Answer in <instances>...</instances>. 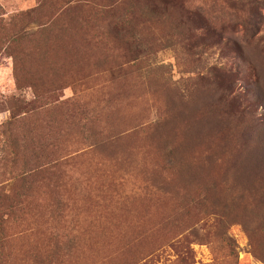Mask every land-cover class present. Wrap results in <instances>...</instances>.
Wrapping results in <instances>:
<instances>
[{"label":"rangeland","instance_id":"rangeland-1","mask_svg":"<svg viewBox=\"0 0 264 264\" xmlns=\"http://www.w3.org/2000/svg\"><path fill=\"white\" fill-rule=\"evenodd\" d=\"M15 106L0 264H264V0H0Z\"/></svg>","mask_w":264,"mask_h":264},{"label":"trees","instance_id":"trees-1","mask_svg":"<svg viewBox=\"0 0 264 264\" xmlns=\"http://www.w3.org/2000/svg\"><path fill=\"white\" fill-rule=\"evenodd\" d=\"M28 104H24V106L22 107L23 110H27V111H23L22 114H28L29 111H34L35 109H28ZM9 112H10V116H9V119L6 121V123H3L1 126H0V130H1V133L2 134H9L8 137L9 139L12 140L11 144H12V147H14V151H15V155L14 156H17L18 155V139L13 137L12 139V132H11V129L13 127V125L15 124L16 122V119L19 118L18 116L22 115V114H19V115H16V110H18V107L15 106V107H12V108H9L8 109ZM16 139V140H14ZM17 141V142H16ZM32 151H35L37 153V156H35V164L34 166H30L28 168V170L26 169V166L29 165L27 162L24 163V167H25V171H21L18 172L17 174H15L13 177L10 178V180L6 181L7 185H4L3 182L0 183V209H4L2 208V206H4V203L7 202V201H14L16 202V205H20V204H23L25 202H30L31 199H33V194L32 192L29 191H15L14 194L10 193V192H7V186H14V183L17 181V182H21V184L23 183H26L28 178H30L31 176H34V175H39V174H42L43 172L47 171L49 168V166L51 164H53L55 161L54 160H51V159H48L49 158V155H45V160L43 161H40L39 159L43 158V156L40 155L39 152H41L42 154L46 151V148L44 146H37L36 145L33 147V150ZM6 161V158H1L0 159V165H3V167H6L8 165V163L5 162ZM40 161V162H39ZM42 162H45V163H42ZM12 166H16L18 164V159L16 158H13L11 160V163H10ZM47 166V167H46ZM4 186V187H3ZM23 200V201H21ZM14 203H12L11 205L13 206ZM30 205V203H29ZM9 208V207H8ZM15 209V207H13ZM25 208H21L20 209V212L21 211H24ZM7 215V214H5ZM3 221V219H2ZM55 248L56 249H62V246L60 247L58 244L55 245Z\"/></svg>","mask_w":264,"mask_h":264},{"label":"crops","instance_id":"crops-1","mask_svg":"<svg viewBox=\"0 0 264 264\" xmlns=\"http://www.w3.org/2000/svg\"><path fill=\"white\" fill-rule=\"evenodd\" d=\"M2 120H3V117L0 115V123L2 122Z\"/></svg>","mask_w":264,"mask_h":264}]
</instances>
